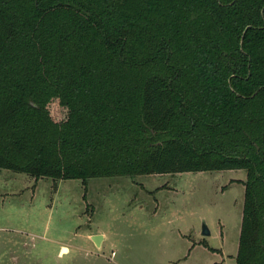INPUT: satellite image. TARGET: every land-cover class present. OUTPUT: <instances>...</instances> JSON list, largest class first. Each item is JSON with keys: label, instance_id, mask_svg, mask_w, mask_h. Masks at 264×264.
I'll use <instances>...</instances> for the list:
<instances>
[{"label": "trees", "instance_id": "obj_1", "mask_svg": "<svg viewBox=\"0 0 264 264\" xmlns=\"http://www.w3.org/2000/svg\"><path fill=\"white\" fill-rule=\"evenodd\" d=\"M1 169H245L236 264H264V0H0Z\"/></svg>", "mask_w": 264, "mask_h": 264}, {"label": "rangeland", "instance_id": "obj_2", "mask_svg": "<svg viewBox=\"0 0 264 264\" xmlns=\"http://www.w3.org/2000/svg\"><path fill=\"white\" fill-rule=\"evenodd\" d=\"M246 178L227 169L56 181L1 169L0 264H236Z\"/></svg>", "mask_w": 264, "mask_h": 264}, {"label": "water", "instance_id": "obj_3", "mask_svg": "<svg viewBox=\"0 0 264 264\" xmlns=\"http://www.w3.org/2000/svg\"><path fill=\"white\" fill-rule=\"evenodd\" d=\"M203 234L204 235H210V230L208 229V227L206 225H204ZM92 238L99 246L101 245V241L103 239L102 235L96 234V235H93Z\"/></svg>", "mask_w": 264, "mask_h": 264}, {"label": "bare ground", "instance_id": "obj_4", "mask_svg": "<svg viewBox=\"0 0 264 264\" xmlns=\"http://www.w3.org/2000/svg\"><path fill=\"white\" fill-rule=\"evenodd\" d=\"M63 250V249H62ZM63 251H67V249L66 248H64V250Z\"/></svg>", "mask_w": 264, "mask_h": 264}]
</instances>
